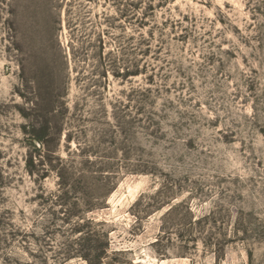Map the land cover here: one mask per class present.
Returning <instances> with one entry per match:
<instances>
[{
    "label": "rangeland",
    "instance_id": "374dc122",
    "mask_svg": "<svg viewBox=\"0 0 264 264\" xmlns=\"http://www.w3.org/2000/svg\"><path fill=\"white\" fill-rule=\"evenodd\" d=\"M91 248L264 264V0H0V264Z\"/></svg>",
    "mask_w": 264,
    "mask_h": 264
},
{
    "label": "trees",
    "instance_id": "16d2710c",
    "mask_svg": "<svg viewBox=\"0 0 264 264\" xmlns=\"http://www.w3.org/2000/svg\"><path fill=\"white\" fill-rule=\"evenodd\" d=\"M103 238L106 237V234H102ZM103 251H98L94 249H90L87 254L84 255V258H86L87 263L86 264H105L103 260ZM66 255V254H65ZM69 256H64L61 260H65Z\"/></svg>",
    "mask_w": 264,
    "mask_h": 264
},
{
    "label": "bare ground",
    "instance_id": "6f19581e",
    "mask_svg": "<svg viewBox=\"0 0 264 264\" xmlns=\"http://www.w3.org/2000/svg\"><path fill=\"white\" fill-rule=\"evenodd\" d=\"M152 264V263H151Z\"/></svg>",
    "mask_w": 264,
    "mask_h": 264
}]
</instances>
